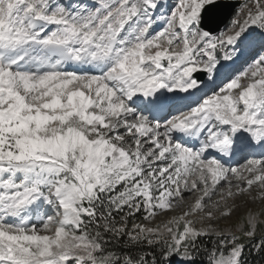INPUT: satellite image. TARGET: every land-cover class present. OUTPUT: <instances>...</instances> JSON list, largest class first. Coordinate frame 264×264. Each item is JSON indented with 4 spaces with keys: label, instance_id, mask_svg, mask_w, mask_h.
<instances>
[{
    "label": "snow or ice",
    "instance_id": "snow-or-ice-1",
    "mask_svg": "<svg viewBox=\"0 0 264 264\" xmlns=\"http://www.w3.org/2000/svg\"><path fill=\"white\" fill-rule=\"evenodd\" d=\"M197 251L264 264V0H0V264Z\"/></svg>",
    "mask_w": 264,
    "mask_h": 264
},
{
    "label": "trees",
    "instance_id": "trees-1",
    "mask_svg": "<svg viewBox=\"0 0 264 264\" xmlns=\"http://www.w3.org/2000/svg\"><path fill=\"white\" fill-rule=\"evenodd\" d=\"M135 219L137 222H140L141 216L138 215ZM204 243H208V240L205 239ZM192 256L195 259V264H201V262L205 259V257L201 253H199V251L193 252ZM247 259L249 260V264H261L259 257H256L254 261H253L252 256H248ZM173 264H175V260L173 261Z\"/></svg>",
    "mask_w": 264,
    "mask_h": 264
},
{
    "label": "rangeland",
    "instance_id": "rangeland-1",
    "mask_svg": "<svg viewBox=\"0 0 264 264\" xmlns=\"http://www.w3.org/2000/svg\"><path fill=\"white\" fill-rule=\"evenodd\" d=\"M242 3L244 2V0H241ZM239 163H243V161H240ZM235 166V165H234ZM157 223L159 222L158 220L156 221Z\"/></svg>",
    "mask_w": 264,
    "mask_h": 264
}]
</instances>
